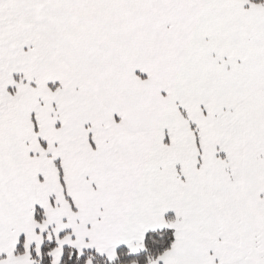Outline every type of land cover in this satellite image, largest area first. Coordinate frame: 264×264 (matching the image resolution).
I'll return each instance as SVG.
<instances>
[{
    "label": "snow or ice",
    "instance_id": "snow-or-ice-1",
    "mask_svg": "<svg viewBox=\"0 0 264 264\" xmlns=\"http://www.w3.org/2000/svg\"><path fill=\"white\" fill-rule=\"evenodd\" d=\"M0 264H264V0H0Z\"/></svg>",
    "mask_w": 264,
    "mask_h": 264
}]
</instances>
